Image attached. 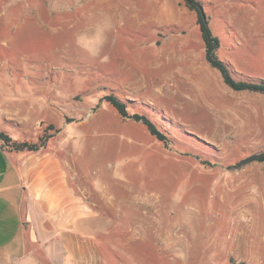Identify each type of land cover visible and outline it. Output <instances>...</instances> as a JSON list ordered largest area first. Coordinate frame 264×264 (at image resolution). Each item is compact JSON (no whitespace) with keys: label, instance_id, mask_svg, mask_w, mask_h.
<instances>
[{"label":"rangeland","instance_id":"obj_1","mask_svg":"<svg viewBox=\"0 0 264 264\" xmlns=\"http://www.w3.org/2000/svg\"><path fill=\"white\" fill-rule=\"evenodd\" d=\"M199 1L234 78L264 81V0ZM26 6L16 26L0 19V120L19 116L14 136L31 143L60 129L44 146L92 198L103 177L145 194L128 193L116 245L132 259L114 251L112 263L264 264V163H245L264 151V93L235 91L211 67L185 1ZM108 94L168 144L121 117Z\"/></svg>","mask_w":264,"mask_h":264},{"label":"crops","instance_id":"obj_2","mask_svg":"<svg viewBox=\"0 0 264 264\" xmlns=\"http://www.w3.org/2000/svg\"><path fill=\"white\" fill-rule=\"evenodd\" d=\"M26 4L28 0H0V19L16 26ZM14 119L25 122L19 116L4 118L0 132L25 141L15 138ZM68 168L49 146L10 151L0 142V264H113L114 251L122 252L116 245L126 242L128 193L134 200L145 194L131 189L121 194L114 177H103L102 190L91 193L92 198L74 187ZM191 229L187 223V231ZM117 235L124 239L117 242ZM122 253L123 259H132Z\"/></svg>","mask_w":264,"mask_h":264},{"label":"trees","instance_id":"obj_3","mask_svg":"<svg viewBox=\"0 0 264 264\" xmlns=\"http://www.w3.org/2000/svg\"><path fill=\"white\" fill-rule=\"evenodd\" d=\"M186 7L195 13L196 22L199 27L201 37L205 45V57L207 62L217 69L223 76L225 83L235 91H252L264 93V81L252 82L244 80H236L232 75L231 69L227 63L222 61L217 56V51L220 47V40L214 35L212 29L210 28L209 17L206 14L204 6L199 0H184ZM104 100L108 102L123 118H130L136 122H141L152 136H154L160 142L168 144L167 135L158 127V125L149 119L146 115L141 113H130L129 104L120 100L114 94H108L104 97ZM54 131L55 133L60 132L54 125H49L46 131ZM47 137L41 136L39 138L40 143H31L29 141H14L5 132H0V142L3 147L10 151H38L40 148L45 147L44 142L49 138L53 137L54 134ZM43 143V144H42ZM251 162H261L264 163V151L250 156L246 159L245 163Z\"/></svg>","mask_w":264,"mask_h":264}]
</instances>
